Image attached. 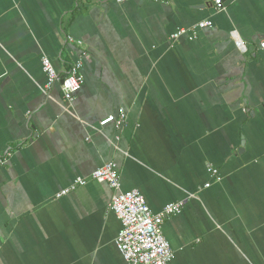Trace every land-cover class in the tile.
Masks as SVG:
<instances>
[{"label":"crops","instance_id":"0c3cea01","mask_svg":"<svg viewBox=\"0 0 264 264\" xmlns=\"http://www.w3.org/2000/svg\"><path fill=\"white\" fill-rule=\"evenodd\" d=\"M223 6L0 0V264H128L108 183L56 197L109 161L154 212L184 201L174 264H264V0ZM43 55L60 75L83 60L72 104Z\"/></svg>","mask_w":264,"mask_h":264},{"label":"built area","instance_id":"2783aa9c","mask_svg":"<svg viewBox=\"0 0 264 264\" xmlns=\"http://www.w3.org/2000/svg\"><path fill=\"white\" fill-rule=\"evenodd\" d=\"M123 2L125 0H117ZM217 9H223V0H215ZM210 19L201 20L193 27H181L172 33L171 38L177 40L189 34L192 38L197 36L196 31L201 28L212 27ZM260 46L264 48V39ZM85 55V53H83ZM42 68L47 75L46 89L60 83L64 99L72 104L78 92L82 89L85 78L82 72L83 60H75L65 75H60L51 59L47 55L42 57ZM126 113L120 116L110 115L100 124L114 123L117 128L125 121ZM8 154L0 153V164L8 160ZM213 175L219 177L218 169L210 168ZM108 183L114 194L111 208L121 220L122 228L116 239V245L128 264H174V250L164 233V223L167 218L181 213L184 201L166 204L159 212H154L146 201L145 196L138 189L122 190L118 165L114 161L104 163L92 171L89 177H77L67 187L60 190L56 197H62L86 185L89 180ZM219 179V178H218ZM207 183L205 186H210Z\"/></svg>","mask_w":264,"mask_h":264},{"label":"water","instance_id":"95a60500","mask_svg":"<svg viewBox=\"0 0 264 264\" xmlns=\"http://www.w3.org/2000/svg\"><path fill=\"white\" fill-rule=\"evenodd\" d=\"M230 1H232V0H226L227 3L230 2ZM223 2H224V0H223ZM242 145H244V143Z\"/></svg>","mask_w":264,"mask_h":264}]
</instances>
